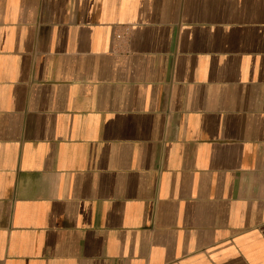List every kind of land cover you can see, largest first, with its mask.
<instances>
[{
  "label": "crops",
  "instance_id": "1",
  "mask_svg": "<svg viewBox=\"0 0 264 264\" xmlns=\"http://www.w3.org/2000/svg\"><path fill=\"white\" fill-rule=\"evenodd\" d=\"M0 264H264V0H0Z\"/></svg>",
  "mask_w": 264,
  "mask_h": 264
}]
</instances>
